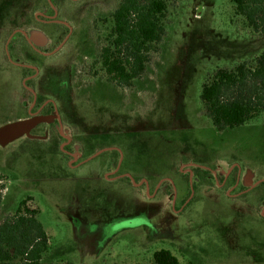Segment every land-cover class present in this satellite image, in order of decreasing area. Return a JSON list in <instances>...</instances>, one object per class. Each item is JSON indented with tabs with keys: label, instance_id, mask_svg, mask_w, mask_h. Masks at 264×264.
<instances>
[{
	"label": "rangeland",
	"instance_id": "1",
	"mask_svg": "<svg viewBox=\"0 0 264 264\" xmlns=\"http://www.w3.org/2000/svg\"><path fill=\"white\" fill-rule=\"evenodd\" d=\"M120 1L0 0V224L30 199L42 264H264V114L218 132L201 101L264 34L232 0H172L126 85L101 59Z\"/></svg>",
	"mask_w": 264,
	"mask_h": 264
},
{
	"label": "trees",
	"instance_id": "2",
	"mask_svg": "<svg viewBox=\"0 0 264 264\" xmlns=\"http://www.w3.org/2000/svg\"><path fill=\"white\" fill-rule=\"evenodd\" d=\"M170 1H120L111 14L109 45L101 54L103 67L114 80L127 85L144 74L146 53L165 34L163 19ZM232 2L236 15L244 19L247 27L254 33L264 34V0ZM201 101L218 132L257 120L264 114V53L238 64L233 70L217 69L203 84ZM29 200L20 203L12 219L0 224V264L15 261L42 264L48 253V235L38 220V210L27 206ZM152 264H179V261L170 251L160 250L155 252Z\"/></svg>",
	"mask_w": 264,
	"mask_h": 264
},
{
	"label": "flooded vegetation",
	"instance_id": "3",
	"mask_svg": "<svg viewBox=\"0 0 264 264\" xmlns=\"http://www.w3.org/2000/svg\"><path fill=\"white\" fill-rule=\"evenodd\" d=\"M146 184H148V183H146Z\"/></svg>",
	"mask_w": 264,
	"mask_h": 264
}]
</instances>
